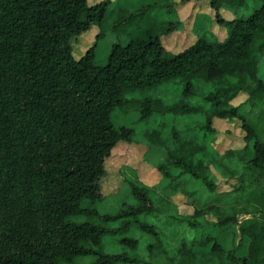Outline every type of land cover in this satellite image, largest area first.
Returning <instances> with one entry per match:
<instances>
[{"label":"trees","instance_id":"1","mask_svg":"<svg viewBox=\"0 0 264 264\" xmlns=\"http://www.w3.org/2000/svg\"><path fill=\"white\" fill-rule=\"evenodd\" d=\"M262 1L245 15L249 0H210L226 37L218 40L198 21V39L172 52L162 38L182 25L172 0L135 10L120 4L110 9L109 0H0V264H154L128 250L104 247L105 236L134 227L154 238L147 246L152 256H165L172 264H264ZM221 7L232 9L235 18L226 20ZM108 17L128 41L114 43L106 64L97 65L99 33L77 57L73 37ZM173 82L180 97L172 102L160 95H134ZM201 84L208 85L203 104L193 102ZM242 91L248 99L233 105ZM244 106L249 107L245 112ZM254 110L256 117H247ZM119 111L134 112L139 121L158 114H200L199 129L211 134L215 118H241L244 146L229 149L216 166L237 179L233 188L243 205L210 204L191 215H165L166 221L195 230L211 212L215 220L206 222L216 229L214 235L184 238L171 255L151 220L163 215L162 208L150 187L133 180L134 203L116 212L95 206L104 198L101 180L113 148L120 141L140 140L135 127L115 122ZM158 127L148 131L147 142L165 155L155 163L163 177L171 184L193 180L214 192L216 179L200 155L207 146L192 135L172 143L163 137L162 123ZM241 212L251 216L240 220ZM118 240L130 249L139 246L135 237ZM244 241L248 251L241 255ZM84 257L90 260L81 263Z\"/></svg>","mask_w":264,"mask_h":264},{"label":"rangeland","instance_id":"2","mask_svg":"<svg viewBox=\"0 0 264 264\" xmlns=\"http://www.w3.org/2000/svg\"><path fill=\"white\" fill-rule=\"evenodd\" d=\"M103 0H89V3H95ZM110 9L117 4L124 8L135 10L141 4L153 2L155 0H109ZM175 2L173 8H176V13L182 22L180 28L171 31L164 35L163 42L165 46L172 52H180L186 47L193 44L198 35L194 31L196 23L202 21L205 30L215 35L218 40H223L227 35L225 26L221 25L216 17V10L212 7L210 0H172ZM250 9L245 10V15L252 12L254 7H260L262 0H249ZM221 15L226 20H232L236 14L232 9L221 7ZM102 35L97 39L98 47L95 57L97 65H104L108 61V57L112 45L116 42L125 44L128 41V36L115 31L113 18L108 17L100 24H94L88 31L73 37L74 52L77 57H80L85 51L94 43L96 36ZM260 76L264 79V63ZM208 89V85L201 84L198 89V95H195L193 102L203 104V93ZM160 95L168 101H174L180 97V87L176 82L164 88H158L150 91L136 92L134 95ZM249 97L246 91L240 92L232 101L233 105L243 104ZM248 106L243 107V112L248 110ZM256 112H248L247 117H256ZM202 117L200 114H172L155 115L147 121H139L134 112H115L114 120L117 124H128L137 130L138 141H120L112 150V154L105 161L106 175L101 180V187L104 198L102 201L95 203V206L102 212H116L125 207L127 203H134L136 200L131 193L129 180L136 181L151 188L154 193L155 200L158 206L162 208L163 215L158 218H152L158 226L160 234L165 242V246L171 255L176 252V248L181 240L192 239L193 237H202L214 235L216 229L209 225L206 221L215 220L213 213H208L207 216L201 218V225L193 230L187 223L180 224L176 220L170 218L166 221L165 215L179 213L180 215H191L195 208L206 207L210 204H235L243 205V201L236 198L234 185L237 182L236 178H231L228 175L221 173V169L216 166L217 158L223 156L229 149H239L245 144V131L242 127V120L239 117L232 119L215 118L213 127L215 132L213 134L207 133L198 127ZM162 123V135L167 140L179 142L190 135L199 144L207 146V149L200 155L203 156L210 164L212 176L216 179L217 188L214 192L209 191L202 183L193 180H178L175 183L163 177L162 173L156 166V160L162 159L165 155L160 150L151 149L147 142L148 131L153 127H158ZM176 126L177 135L174 134L172 128ZM159 128V127H158ZM225 161L234 167H239V163L234 159H225ZM197 195H190L187 191ZM251 214L241 212L239 219L243 220L250 217ZM123 236L135 237L139 239V246L137 249H130L124 247L118 240ZM154 238L144 231L134 227L124 235L119 234L105 236L104 247L108 251H123L128 250L132 254H139V256L146 260L153 261L154 264H172L165 256H152L148 250V244ZM239 241V238H238ZM240 254L245 255L248 251V242L240 243ZM209 248V247H208ZM207 248V249H208ZM88 257H84L80 262L89 261ZM132 264V263H127ZM146 264V263H138Z\"/></svg>","mask_w":264,"mask_h":264}]
</instances>
